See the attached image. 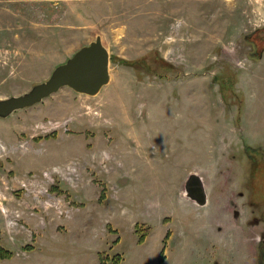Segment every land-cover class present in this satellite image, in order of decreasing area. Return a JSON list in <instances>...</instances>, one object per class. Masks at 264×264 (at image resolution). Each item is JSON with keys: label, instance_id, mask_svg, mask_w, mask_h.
Segmentation results:
<instances>
[{"label": "rangeland", "instance_id": "rangeland-1", "mask_svg": "<svg viewBox=\"0 0 264 264\" xmlns=\"http://www.w3.org/2000/svg\"><path fill=\"white\" fill-rule=\"evenodd\" d=\"M98 37L97 94L0 118V264H255L264 0H0V100Z\"/></svg>", "mask_w": 264, "mask_h": 264}, {"label": "water", "instance_id": "water-1", "mask_svg": "<svg viewBox=\"0 0 264 264\" xmlns=\"http://www.w3.org/2000/svg\"><path fill=\"white\" fill-rule=\"evenodd\" d=\"M108 67L109 53L98 37L58 66L47 81L34 85L23 95L0 100V118H6L17 110L38 104L63 87L93 96L109 82ZM185 190L187 196L197 205L204 206L207 203L203 183L198 175H189Z\"/></svg>", "mask_w": 264, "mask_h": 264}, {"label": "flooded vegetation", "instance_id": "flooded-vegetation-1", "mask_svg": "<svg viewBox=\"0 0 264 264\" xmlns=\"http://www.w3.org/2000/svg\"><path fill=\"white\" fill-rule=\"evenodd\" d=\"M252 45H253V43H252ZM255 222H256V224H259L262 222V220L260 218V219H257ZM257 243H259V245L264 243V232H262V236H261L260 240L257 241ZM254 261H255V264H264V246H261L259 251H257V246H255Z\"/></svg>", "mask_w": 264, "mask_h": 264}, {"label": "trees", "instance_id": "trees-1", "mask_svg": "<svg viewBox=\"0 0 264 264\" xmlns=\"http://www.w3.org/2000/svg\"><path fill=\"white\" fill-rule=\"evenodd\" d=\"M141 241V239L139 240ZM11 256L10 252L3 247H0V260L9 258Z\"/></svg>", "mask_w": 264, "mask_h": 264}]
</instances>
